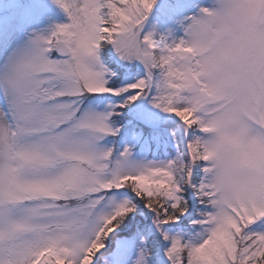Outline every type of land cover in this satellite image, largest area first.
I'll return each mask as SVG.
<instances>
[{"label":"snow or ice","instance_id":"1","mask_svg":"<svg viewBox=\"0 0 264 264\" xmlns=\"http://www.w3.org/2000/svg\"><path fill=\"white\" fill-rule=\"evenodd\" d=\"M0 32V264H264V0H53Z\"/></svg>","mask_w":264,"mask_h":264},{"label":"rangeland","instance_id":"2","mask_svg":"<svg viewBox=\"0 0 264 264\" xmlns=\"http://www.w3.org/2000/svg\"><path fill=\"white\" fill-rule=\"evenodd\" d=\"M68 22L66 13L53 0H0V32L16 36L53 28ZM27 39V36L24 35Z\"/></svg>","mask_w":264,"mask_h":264}]
</instances>
